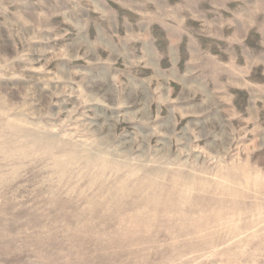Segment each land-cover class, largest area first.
<instances>
[{
	"label": "rangeland",
	"instance_id": "374dc122",
	"mask_svg": "<svg viewBox=\"0 0 264 264\" xmlns=\"http://www.w3.org/2000/svg\"><path fill=\"white\" fill-rule=\"evenodd\" d=\"M0 264H264V0H0Z\"/></svg>",
	"mask_w": 264,
	"mask_h": 264
}]
</instances>
